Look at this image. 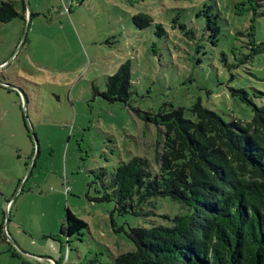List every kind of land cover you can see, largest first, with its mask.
<instances>
[{"label":"rangeland","instance_id":"rangeland-1","mask_svg":"<svg viewBox=\"0 0 264 264\" xmlns=\"http://www.w3.org/2000/svg\"><path fill=\"white\" fill-rule=\"evenodd\" d=\"M1 1L19 15L0 24V264L112 262L129 228L185 212L170 198L115 209V168L161 148L146 113L200 102L248 122L231 89L264 103V0ZM126 62L128 105L104 96ZM67 210L80 234L60 232Z\"/></svg>","mask_w":264,"mask_h":264},{"label":"trees","instance_id":"trees-1","mask_svg":"<svg viewBox=\"0 0 264 264\" xmlns=\"http://www.w3.org/2000/svg\"><path fill=\"white\" fill-rule=\"evenodd\" d=\"M18 15L13 2H0V24ZM142 20L134 18L140 26L152 22ZM130 72V63L122 64L104 96L128 105ZM231 95L251 106L250 121H226L200 102L146 113L158 119L161 148L154 165L133 156L115 168L107 184L115 209L137 214L141 205L170 198L185 212L169 218L171 224L129 228L130 251L89 264H264V103L256 105L244 89ZM86 227L67 210L60 232L72 236Z\"/></svg>","mask_w":264,"mask_h":264},{"label":"water","instance_id":"water-1","mask_svg":"<svg viewBox=\"0 0 264 264\" xmlns=\"http://www.w3.org/2000/svg\"><path fill=\"white\" fill-rule=\"evenodd\" d=\"M33 137H34V140H36L34 135H33ZM55 264H57V263H55Z\"/></svg>","mask_w":264,"mask_h":264}]
</instances>
